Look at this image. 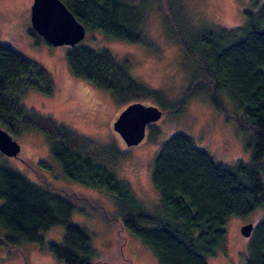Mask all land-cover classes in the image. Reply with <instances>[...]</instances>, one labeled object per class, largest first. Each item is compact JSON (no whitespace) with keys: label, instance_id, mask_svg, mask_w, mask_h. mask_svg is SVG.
<instances>
[{"label":"trees","instance_id":"1","mask_svg":"<svg viewBox=\"0 0 264 264\" xmlns=\"http://www.w3.org/2000/svg\"><path fill=\"white\" fill-rule=\"evenodd\" d=\"M62 1L86 30L151 46L142 32L146 10L140 8L141 0ZM164 28L178 41L184 65L196 71L193 80L201 81L191 92L206 89L203 81L208 78L212 102L219 106L217 100L224 94L240 120L252 126L243 141L247 160L218 162L191 137L176 133L152 160L151 181L160 203L149 208L106 164L105 157L114 162L120 157L116 145L96 144L97 157L87 151L93 142L51 115L21 104L15 89L33 87L50 93L52 78L38 62L1 42L0 127L16 136L40 131L64 177L112 195L114 218L151 250L158 264H208L207 255L223 244L227 219L246 216L264 204V3L255 11L244 10L239 26L215 24L185 32L166 23ZM29 32L37 44H49L33 28ZM65 56L74 76L94 83L120 103L151 98L165 109L172 107L166 97L131 74L128 58H118L108 48L81 40L66 45ZM74 199L75 194L35 183L0 159V247L40 242L43 230L61 225L62 242H48L58 263L100 264L87 229L71 220L79 210ZM243 264H264V215L253 226Z\"/></svg>","mask_w":264,"mask_h":264},{"label":"rangeland","instance_id":"2","mask_svg":"<svg viewBox=\"0 0 264 264\" xmlns=\"http://www.w3.org/2000/svg\"><path fill=\"white\" fill-rule=\"evenodd\" d=\"M141 1L140 8L146 10L142 32L150 47L117 39L97 30H86L82 39L91 47H105L118 58H128L131 74L172 104L165 109L151 98L140 99L144 104L158 106L162 115L147 125L145 136L137 145L127 146L112 126L128 103H120L94 83L74 76L66 61V45L36 43L29 32L32 28V0H0V42L38 62L52 78L53 90L50 93L33 87L15 89L21 104L51 115L93 142L94 145L87 151L97 157L100 154L94 148L96 144L116 145L122 152L120 157L116 162L105 157L106 164L128 183L145 206L155 208L160 200L151 181L152 160L164 141L181 132L218 162L231 164L237 159L247 160L249 151L243 149V141L252 130L248 122L240 120L239 112L224 94L217 100L220 107L212 102V85L208 78L203 81L206 89L191 92L193 85L201 81L193 80L191 75L196 71L184 65V53L178 41L166 33L164 24L171 23L174 28L185 32L200 27L211 28L215 24L235 27L243 23L244 10L255 11L264 0ZM11 135L20 144V151L16 156L0 152V159L35 183L59 193L77 196L74 200L79 210L73 212L71 220L87 229L97 262L158 264L151 250L114 218L116 208L112 195L64 177L40 131L27 130L18 136ZM40 161L45 162L47 167L42 166ZM263 215L264 204L246 216H230L225 224L223 244L214 254L207 255V263L243 264L250 236H244L240 227L249 222L254 226ZM63 234V227L54 225L41 232L40 242L1 246L0 264H59L50 252L48 242L61 243Z\"/></svg>","mask_w":264,"mask_h":264},{"label":"water","instance_id":"3","mask_svg":"<svg viewBox=\"0 0 264 264\" xmlns=\"http://www.w3.org/2000/svg\"><path fill=\"white\" fill-rule=\"evenodd\" d=\"M30 23L35 32L49 44L72 46L85 36L81 24L62 0H32ZM162 110L153 104L133 101L128 103L114 119L113 129L127 146L137 145L145 136V128L158 120ZM20 144L4 128L0 127V152L6 156H16ZM253 229L252 223L240 227L241 233L248 237Z\"/></svg>","mask_w":264,"mask_h":264}]
</instances>
